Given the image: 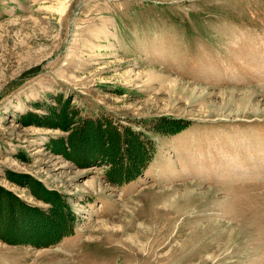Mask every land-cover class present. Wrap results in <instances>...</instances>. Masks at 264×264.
Returning a JSON list of instances; mask_svg holds the SVG:
<instances>
[{
	"label": "rangeland",
	"instance_id": "obj_1",
	"mask_svg": "<svg viewBox=\"0 0 264 264\" xmlns=\"http://www.w3.org/2000/svg\"><path fill=\"white\" fill-rule=\"evenodd\" d=\"M0 264H264V0L1 17Z\"/></svg>",
	"mask_w": 264,
	"mask_h": 264
},
{
	"label": "crops",
	"instance_id": "obj_2",
	"mask_svg": "<svg viewBox=\"0 0 264 264\" xmlns=\"http://www.w3.org/2000/svg\"><path fill=\"white\" fill-rule=\"evenodd\" d=\"M26 0H0V18L11 17L21 10Z\"/></svg>",
	"mask_w": 264,
	"mask_h": 264
},
{
	"label": "trees",
	"instance_id": "obj_3",
	"mask_svg": "<svg viewBox=\"0 0 264 264\" xmlns=\"http://www.w3.org/2000/svg\"><path fill=\"white\" fill-rule=\"evenodd\" d=\"M116 140H117V146H118V154H117V159H116L118 162L116 163V165L119 167V170H122L123 171V166H122V163L119 162L120 161V158H119L118 155H119V152H121L120 148L123 147L124 144L125 145L127 144V140L125 138H123L122 136H120L119 133H117ZM137 142L140 145V142L138 141V139H137ZM125 149H126V147L124 149H122L123 150V153H120L121 156L124 154ZM133 156H134V159H133L134 162L135 161L138 162L140 160V159H138L139 158V155H136V156L133 155Z\"/></svg>",
	"mask_w": 264,
	"mask_h": 264
}]
</instances>
